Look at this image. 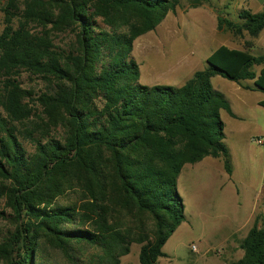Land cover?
<instances>
[{
  "label": "trees",
  "instance_id": "trees-1",
  "mask_svg": "<svg viewBox=\"0 0 264 264\" xmlns=\"http://www.w3.org/2000/svg\"><path fill=\"white\" fill-rule=\"evenodd\" d=\"M178 1L0 0V264H56L48 251L85 264L84 246L119 264L133 243L139 264H157L184 221L183 166L221 157L231 174L211 78L253 79L264 57L221 46L181 86L141 84L133 41ZM240 18L219 27H264V13ZM24 73L44 87L24 88ZM239 248L229 264H264L258 221Z\"/></svg>",
  "mask_w": 264,
  "mask_h": 264
},
{
  "label": "rangeland",
  "instance_id": "rangeland-1",
  "mask_svg": "<svg viewBox=\"0 0 264 264\" xmlns=\"http://www.w3.org/2000/svg\"><path fill=\"white\" fill-rule=\"evenodd\" d=\"M199 1L200 4L194 5L195 0H179L154 30L133 41L131 56L139 65L141 84L178 86L193 67L202 63L206 66L205 56L211 51V17L204 15L205 11L211 12V0ZM181 14L184 15L182 23ZM2 18L0 12V30ZM162 26H167L166 32ZM21 77L24 88L44 87L26 73ZM256 140L264 142V137L252 139L255 146ZM259 189L255 176L247 178L239 172L228 179L204 162L184 165L177 179L184 221L163 246L166 256L159 258L157 264H229L241 258L239 243L252 226L251 216H257L253 215L248 198ZM78 249L83 253L81 258L85 264H99L98 251L87 246ZM139 250L140 245L131 244L119 264H139ZM47 253L52 262L69 264L60 252Z\"/></svg>",
  "mask_w": 264,
  "mask_h": 264
},
{
  "label": "crops",
  "instance_id": "crops-1",
  "mask_svg": "<svg viewBox=\"0 0 264 264\" xmlns=\"http://www.w3.org/2000/svg\"><path fill=\"white\" fill-rule=\"evenodd\" d=\"M242 12L252 15L264 13V0H211V12L205 11L204 15L211 17V51L205 56V65L207 57L221 46L229 50L245 51L253 57H264V27L255 36H251L245 29L236 35L224 25L219 27V19L242 26L244 24L240 18ZM183 18L184 15L181 14V23ZM161 29L166 32L167 26H162ZM202 64L196 65V68L192 66L193 70L182 78L181 85L194 72L206 67ZM263 67L264 64L254 65L251 71L255 77L240 84L219 75L211 78L212 87L223 95L228 106V109H220L219 114L224 126V144L231 157V174L225 172L221 157H206L200 161L207 163L211 169L225 174L228 179L239 172L247 178L252 176L257 178L260 189L256 195L253 191L248 200L252 205L253 215H257L251 216L253 223L256 220L262 227H264V144L257 143L255 146L252 139L264 137V108L259 105L264 101V92L254 87V81ZM237 138H240L239 141ZM235 195L239 196L237 192ZM237 200L240 201V198ZM237 203L239 205V202Z\"/></svg>",
  "mask_w": 264,
  "mask_h": 264
},
{
  "label": "built area",
  "instance_id": "built-area-1",
  "mask_svg": "<svg viewBox=\"0 0 264 264\" xmlns=\"http://www.w3.org/2000/svg\"><path fill=\"white\" fill-rule=\"evenodd\" d=\"M256 142H257L258 144H264V142H263L262 140H256Z\"/></svg>",
  "mask_w": 264,
  "mask_h": 264
}]
</instances>
